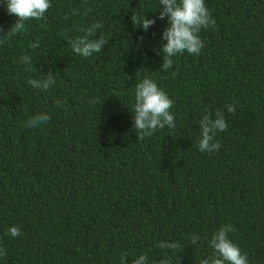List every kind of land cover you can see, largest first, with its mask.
<instances>
[{
	"label": "trees",
	"instance_id": "1",
	"mask_svg": "<svg viewBox=\"0 0 264 264\" xmlns=\"http://www.w3.org/2000/svg\"><path fill=\"white\" fill-rule=\"evenodd\" d=\"M50 3L23 33H0V264H120L123 253L124 264L140 254L147 264L166 254L199 264L225 224L249 264H264V0H205L215 25L199 33L204 48L174 57L167 71L159 0ZM132 15L156 23L144 31ZM15 20L0 0V26ZM97 21L96 38L108 44L75 54L65 34ZM50 70V89L28 83ZM145 77L174 101L175 128L137 141L135 85ZM205 109L227 124L213 153L198 149ZM44 112L47 123L24 127ZM12 226L22 234L6 235ZM161 241L180 247L173 254Z\"/></svg>",
	"mask_w": 264,
	"mask_h": 264
},
{
	"label": "clouds",
	"instance_id": "2",
	"mask_svg": "<svg viewBox=\"0 0 264 264\" xmlns=\"http://www.w3.org/2000/svg\"><path fill=\"white\" fill-rule=\"evenodd\" d=\"M6 9L9 15L16 17L13 25L5 30L0 26V33L7 36H15L23 33L26 30V21L46 19L45 13L52 7L50 0H4ZM163 8L159 12L158 19L163 20L167 17V27L162 33V39L166 41L161 46L163 55V71H167L173 66V58L182 55L185 51L190 55H199L204 48V41L199 33L201 29H207L215 25V19L208 10L205 0H159ZM90 11V10H89ZM73 14L75 10H73ZM67 19V17H65ZM134 27H139L147 31L156 23V19H148L146 16L132 15L130 17ZM102 24L95 22L88 27L82 29L83 35H78L75 38L65 34V39L71 44L72 51L84 58L90 57L93 53L100 52L108 40L104 36L96 38L97 29H100ZM138 40L143 41V37H138ZM0 40V44L4 43ZM30 47H38V42L31 44ZM21 60L28 65L32 64L30 56L24 55ZM28 83L33 87L41 90H48L55 85L56 80L53 72L49 71L47 76H42L40 79H31ZM174 101L168 94L158 87L157 83L145 77L135 85L134 96V114H133V129L137 135V141H143L145 137H150L157 129H164L166 126L169 129L175 128V117L170 109ZM61 102L56 101V106L59 107ZM227 111L234 114L236 109L233 105H227ZM50 116L44 112L29 117L24 122L26 128H36L42 123H47ZM200 140L198 149L201 152L213 153L219 151L221 144L214 137L218 132L225 131L227 124L223 112L217 110L215 118L211 111L205 109L203 118L199 121ZM234 231L231 224H225L218 230L214 231L209 241L212 254L205 259H201L199 264H249L247 253H242L238 244L234 243L229 238V233ZM13 237L21 235L20 229L17 226H12L5 233ZM200 237L193 233L189 237V242L192 245L198 246ZM161 249L171 250L175 254V250L180 247L178 242L161 241L157 244ZM5 250L0 248V256L5 255ZM127 253H123L120 258V264H124ZM148 257L145 254H140L133 260V264H147ZM179 259L177 264H180ZM158 264H173V260L167 254L164 258L158 261Z\"/></svg>",
	"mask_w": 264,
	"mask_h": 264
}]
</instances>
